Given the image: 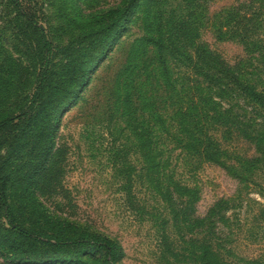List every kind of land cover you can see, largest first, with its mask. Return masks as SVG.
<instances>
[{"label": "trees", "instance_id": "trees-1", "mask_svg": "<svg viewBox=\"0 0 264 264\" xmlns=\"http://www.w3.org/2000/svg\"><path fill=\"white\" fill-rule=\"evenodd\" d=\"M209 1L147 0L142 7L140 0H128L114 25L107 26L113 32L102 47L89 48L91 64L66 61L55 75L53 47L37 25L34 1L6 0L14 20L36 37L38 64L30 92L11 94L0 54V264H123L115 239L62 213L60 200L68 198L60 184L54 132L57 114L74 102L84 75L94 69L90 53L98 49L101 55L114 45L137 11L143 35L136 40L135 65L121 73L119 116L141 158L142 177L172 219L184 231L187 222L206 229L216 205L203 217L194 214L196 191L174 179L170 145L220 167L240 184L264 164V0H234L213 18ZM209 25L216 40L240 46L242 55L232 64L201 39ZM218 131L235 135L255 154L229 161L214 136ZM120 164L121 190L132 204L136 174L126 159ZM191 254L196 257V250ZM200 255V260L215 257L208 246Z\"/></svg>", "mask_w": 264, "mask_h": 264}, {"label": "rangeland", "instance_id": "rangeland-1", "mask_svg": "<svg viewBox=\"0 0 264 264\" xmlns=\"http://www.w3.org/2000/svg\"><path fill=\"white\" fill-rule=\"evenodd\" d=\"M33 1L37 25L53 47V73L57 75L66 61L91 64L89 48L102 47L113 32L107 26L114 25L128 0ZM146 1L140 0V5L144 7ZM233 1L210 0L207 13L213 18ZM141 16L137 11L116 43L105 46L103 54L98 55V49L90 53L95 59L94 69L89 67L90 73L84 75L86 83L77 90L74 102L57 114L54 133L59 178L68 198L67 203L60 200L65 203L62 213L115 239L124 252L123 264H264V164L253 171L249 181L240 184L220 167L169 146L168 168L174 179L196 191L194 214L203 217L216 205L210 230L193 229L188 222L187 231L181 229L142 177L141 158L119 116L117 101L121 73L135 65L136 40L143 35ZM213 27L201 31V39L232 64L242 55L240 46L216 40ZM36 43L28 27L14 20L6 0H0V54L5 57L4 74L11 94L30 92L38 64ZM214 136L229 161L255 154L235 135L218 131ZM123 159L133 167V176L136 174L131 179L132 204L121 190ZM204 246L212 250L214 258L203 256L200 260ZM193 250L196 257L191 254Z\"/></svg>", "mask_w": 264, "mask_h": 264}]
</instances>
